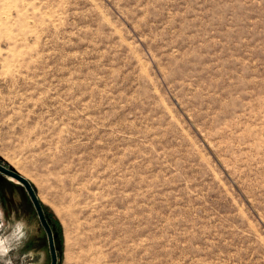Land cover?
I'll return each mask as SVG.
<instances>
[{
  "label": "rangeland",
  "instance_id": "1",
  "mask_svg": "<svg viewBox=\"0 0 264 264\" xmlns=\"http://www.w3.org/2000/svg\"><path fill=\"white\" fill-rule=\"evenodd\" d=\"M0 164L57 264H264V0H0Z\"/></svg>",
  "mask_w": 264,
  "mask_h": 264
},
{
  "label": "clouds",
  "instance_id": "2",
  "mask_svg": "<svg viewBox=\"0 0 264 264\" xmlns=\"http://www.w3.org/2000/svg\"><path fill=\"white\" fill-rule=\"evenodd\" d=\"M3 212H0V261L4 264H12L9 254L22 246L27 239V229L23 218L17 220L7 231H4Z\"/></svg>",
  "mask_w": 264,
  "mask_h": 264
},
{
  "label": "water",
  "instance_id": "3",
  "mask_svg": "<svg viewBox=\"0 0 264 264\" xmlns=\"http://www.w3.org/2000/svg\"><path fill=\"white\" fill-rule=\"evenodd\" d=\"M0 172L4 173L6 175H9L10 177L16 179L18 182H20L22 185H24V187L28 191V193H29V195L33 201L34 207L37 211V214L41 220V223H42L43 227L45 228V230L48 234L51 253H52V264H57V252H56V248H55L54 236L52 234V230L49 226L47 218L44 215L43 208H42V206H41V204L37 198V195L35 193L33 186L31 185L30 182H28L21 175H19L18 173L14 172L12 170L7 169L6 167H4L1 164H0Z\"/></svg>",
  "mask_w": 264,
  "mask_h": 264
},
{
  "label": "flooded vegetation",
  "instance_id": "4",
  "mask_svg": "<svg viewBox=\"0 0 264 264\" xmlns=\"http://www.w3.org/2000/svg\"><path fill=\"white\" fill-rule=\"evenodd\" d=\"M49 226H50V224H49ZM50 228H51V226H50ZM45 229V228H44ZM51 230H52V228H51ZM46 231V230H45ZM47 233V232H46ZM52 234H53V236H54V242H55V233L52 231ZM48 235V234H47Z\"/></svg>",
  "mask_w": 264,
  "mask_h": 264
}]
</instances>
